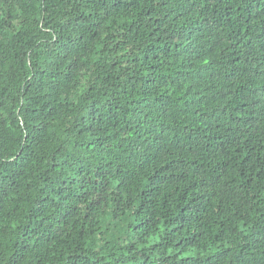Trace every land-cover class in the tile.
I'll list each match as a JSON object with an SVG mask.
<instances>
[{
    "label": "trees",
    "instance_id": "16d2710c",
    "mask_svg": "<svg viewBox=\"0 0 264 264\" xmlns=\"http://www.w3.org/2000/svg\"><path fill=\"white\" fill-rule=\"evenodd\" d=\"M0 264H264V0H0Z\"/></svg>",
    "mask_w": 264,
    "mask_h": 264
}]
</instances>
